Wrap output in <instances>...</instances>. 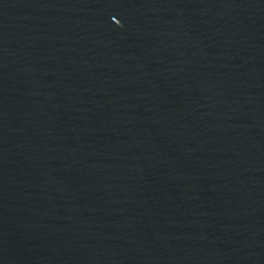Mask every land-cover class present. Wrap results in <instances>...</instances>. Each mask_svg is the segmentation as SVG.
Segmentation results:
<instances>
[{"label":"water","instance_id":"95a60500","mask_svg":"<svg viewBox=\"0 0 264 264\" xmlns=\"http://www.w3.org/2000/svg\"><path fill=\"white\" fill-rule=\"evenodd\" d=\"M0 264H264V0H0Z\"/></svg>","mask_w":264,"mask_h":264}]
</instances>
